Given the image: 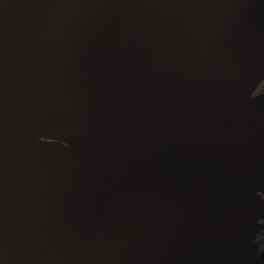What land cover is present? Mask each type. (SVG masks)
I'll return each instance as SVG.
<instances>
[{
    "label": "water",
    "instance_id": "95a60500",
    "mask_svg": "<svg viewBox=\"0 0 264 264\" xmlns=\"http://www.w3.org/2000/svg\"><path fill=\"white\" fill-rule=\"evenodd\" d=\"M264 0H0V264H256Z\"/></svg>",
    "mask_w": 264,
    "mask_h": 264
},
{
    "label": "flooded vegetation",
    "instance_id": "af4514ba",
    "mask_svg": "<svg viewBox=\"0 0 264 264\" xmlns=\"http://www.w3.org/2000/svg\"><path fill=\"white\" fill-rule=\"evenodd\" d=\"M264 82L260 85L259 91H264ZM262 227L257 234L256 237V244L258 246L256 256H257V263L256 264H264V219L261 221Z\"/></svg>",
    "mask_w": 264,
    "mask_h": 264
},
{
    "label": "trees",
    "instance_id": "16d2710c",
    "mask_svg": "<svg viewBox=\"0 0 264 264\" xmlns=\"http://www.w3.org/2000/svg\"><path fill=\"white\" fill-rule=\"evenodd\" d=\"M263 87H264V85H263Z\"/></svg>",
    "mask_w": 264,
    "mask_h": 264
}]
</instances>
